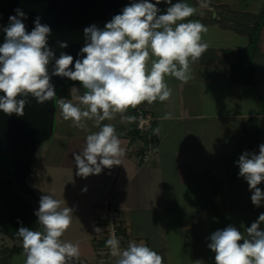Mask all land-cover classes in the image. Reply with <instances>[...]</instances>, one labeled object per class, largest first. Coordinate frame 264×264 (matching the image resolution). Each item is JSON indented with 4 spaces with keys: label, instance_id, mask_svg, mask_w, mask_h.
Instances as JSON below:
<instances>
[{
    "label": "clouds",
    "instance_id": "clouds-1",
    "mask_svg": "<svg viewBox=\"0 0 264 264\" xmlns=\"http://www.w3.org/2000/svg\"><path fill=\"white\" fill-rule=\"evenodd\" d=\"M161 2L169 6L164 14L158 15L161 10L157 5ZM199 7L208 8L209 0H201ZM14 11L16 15L10 16L8 25L0 29L5 33L0 45V92L3 93L0 111L22 117L29 95L39 104L56 97L52 77L78 81L85 91L80 95L79 88L74 86L71 93L79 103L60 99L59 108L63 119L70 120L73 127L87 131L86 121L91 120L99 129L86 136L79 154L73 153L76 174L83 178L120 165L125 155L115 126L102 122L120 114L121 122L132 123L136 117L125 115L129 108L144 102L166 101L172 94L166 77L187 83L192 79L190 63L196 62L209 47L202 40L208 28L199 20L188 19L196 14L197 8L185 0L177 3L133 0L103 29L95 24L85 27V43L75 62L65 52H60L57 58L48 46L51 28L42 24L39 16L28 32L23 23L26 13L20 8ZM58 46L63 49L68 45L58 42ZM73 63L74 68L70 67ZM168 118L169 114L163 117ZM154 131L159 133V128ZM236 163L239 176L247 181L252 192V204L259 207L264 202V191L257 187L264 182V144L259 146L258 154L245 151ZM63 203L51 194L41 195L34 214L42 230L18 228L24 264L80 261L79 244L61 239L72 223L74 212L73 208L62 207ZM262 223L264 213L245 229L246 235L232 225L213 232L207 247L215 253V264H264ZM100 230L94 227L95 232ZM105 243L116 258L115 264H163V257L143 241H132L121 250L120 241L113 234Z\"/></svg>",
    "mask_w": 264,
    "mask_h": 264
},
{
    "label": "crops",
    "instance_id": "crops-1",
    "mask_svg": "<svg viewBox=\"0 0 264 264\" xmlns=\"http://www.w3.org/2000/svg\"><path fill=\"white\" fill-rule=\"evenodd\" d=\"M233 11L230 16L235 20H227L229 26L236 27L240 19ZM262 11H241L240 15H258ZM193 18L206 27H219L247 39V47L232 51L250 48L248 34L223 28L221 23L209 24L206 17ZM263 31L264 26L254 58L242 53L244 64H253V75L250 69L243 68L234 73L232 66L239 63V55L230 61L228 55L223 56L228 50L208 47L196 62L190 63L192 79L187 83L173 77L166 79L171 96L150 105L154 129L159 128V133L151 143L148 160L144 159V152L150 143L143 142L136 133L130 134L132 124L123 122L117 128L125 155L120 165L88 176L91 180L87 177V191L101 206L100 215L92 209L84 211L88 222L96 225L115 210H110V199L121 211L118 222L128 244L143 241L163 257V264H215V253L207 247L210 235L229 225L244 233L264 213V202L259 207L252 204V192L247 181L239 176L236 163L245 151L258 154L259 146L264 144ZM212 67L214 71L206 75ZM165 114L170 118L163 119ZM57 138L69 145L70 139L58 136L57 129L51 145ZM80 140L73 141L77 145L82 143ZM70 165L73 169L68 178L73 184L77 177L86 179L76 174L75 162ZM66 184L70 189L68 181ZM257 187L264 191V182ZM260 228L264 230V223ZM90 236L73 242L80 248L77 264H96L93 251L91 255L90 248L82 245L93 240ZM94 247L99 250L95 254L97 264H101V244L97 242Z\"/></svg>",
    "mask_w": 264,
    "mask_h": 264
},
{
    "label": "water",
    "instance_id": "water-1",
    "mask_svg": "<svg viewBox=\"0 0 264 264\" xmlns=\"http://www.w3.org/2000/svg\"><path fill=\"white\" fill-rule=\"evenodd\" d=\"M188 1L195 7L191 0ZM132 2L133 0H0V29L8 25L9 17L16 15L14 10L17 8L27 15L23 23L28 32L32 31L34 21L39 16L40 22L51 28L48 46L54 50L57 58L60 52H65L72 55L75 62V59L80 58L78 54L85 43L84 28L95 24L103 29L113 16L121 14L122 9ZM150 2L155 3V0ZM168 6L164 2L158 4L157 7L161 10L158 15L164 14ZM192 17L203 16L197 10ZM4 37L5 33L0 30V45L3 44ZM58 42H66L68 46L62 49ZM70 67L74 68V63ZM49 70L51 71V64ZM69 80L66 77H52L51 83L54 85L56 97L44 104H39L29 95V103L26 104L22 117L15 114L8 116L0 111V155L4 152L14 154L11 174L15 190L19 195L30 199L37 210L40 199L34 189L37 171L46 148L52 144L55 137L59 110L58 95L63 90L61 87L67 85ZM2 95L0 92V96ZM21 98L23 97L17 99Z\"/></svg>",
    "mask_w": 264,
    "mask_h": 264
},
{
    "label": "rangeland",
    "instance_id": "rangeland-1",
    "mask_svg": "<svg viewBox=\"0 0 264 264\" xmlns=\"http://www.w3.org/2000/svg\"><path fill=\"white\" fill-rule=\"evenodd\" d=\"M193 2V5L197 8V10L200 12V15L203 17H206L210 21H215L216 23L224 24L227 20L224 19L225 13L227 14V11L231 13V10H235L236 12L240 13L241 11H253V12H260L262 11L264 7V0H209V4H211V7L209 5L208 8H200L199 4L201 0H191ZM186 3L189 4V1L187 0ZM190 5V4H189ZM227 7V8H224ZM202 13V14H201ZM222 14V16H218ZM224 14V15H223ZM234 14V13H233ZM215 19H213V18ZM190 19V18H188ZM191 20H197L193 17ZM208 31L207 33L202 34V40L204 42H207L209 47L216 48V49H224L228 50L226 52H231L232 50H238L242 49L247 45V39H245L242 36L236 35L234 32L229 31H223L219 27H207ZM264 32V31H263ZM263 39V46H264V33L262 35ZM247 47V46H246ZM224 52L222 55L227 57V53ZM257 52V50L254 51V54ZM229 60L233 59L232 55H228ZM214 68L208 69L206 71V75L210 76L211 72L214 71ZM245 69V67L243 68ZM211 70V72H210ZM210 72V73H209ZM169 77H166V79ZM68 84L63 85L61 89H63L59 95H58V107H59V100L65 99V100H71L73 103L78 104L79 102L73 98V94L71 93L72 87L79 88L80 95L83 94L85 89L76 82H72L69 80ZM71 85L68 89L64 90L68 85ZM71 96V99L68 98V96ZM145 105L148 106L149 103L145 102ZM83 107V106H81ZM132 110H135V108H129L125 115L133 116L134 112ZM88 130H81L79 128L73 127L72 122L70 120L65 121L61 115V110L59 108L58 111V119H57V132L58 136H66L68 139H70L69 145L65 143V141L60 140L59 138L56 139L55 143L51 145V147L46 148V157L44 158L43 162L40 165V171L38 169V175L35 180L34 189L36 193L38 194L39 198L41 195L44 194H51L54 198L59 199L61 201H64L62 204V207H70L74 209L73 215H72V223L68 230L64 233L62 236V240L68 241V242H74L76 239L84 236V235H91L93 236V240H89L86 243L82 244L85 246V248H90L91 255L92 251L94 254V262L97 264V256L98 254L99 246L96 249H94V244L99 243L101 244L100 239L101 238L99 232L94 231V227H99V224L105 223V218L107 215L103 216V220L97 221L96 225L95 222H88L86 218L87 211L92 209L93 212H96L97 215H100V204L96 205L99 200H93L91 193L87 190L84 191V189H88L87 187L89 184V180H91V177H88L86 179H81L80 177H77L75 184H73L71 179H69L68 175L71 173L69 172L71 168L70 163L74 162V155L79 154V151L84 147V142L86 136L90 132H96L99 131L97 127L94 126V122L89 120L86 121ZM105 124H113L116 129L123 124L121 122V115L120 114H114L113 119L111 120H105L103 121ZM134 123V121H133ZM81 139L82 143H77L73 140ZM79 145V146H78ZM15 157L13 153H6L4 152L2 155H0V207L2 203L5 201V199H10L14 201L15 196L25 201L31 208L34 210L36 209L35 204L32 203L30 199H26L25 197L19 195L17 191L15 190L14 180L12 177V169H13V161ZM67 170V171H66ZM68 179H67V178ZM64 179H67L66 181H63ZM67 181L70 184L67 187ZM87 185V186H86ZM92 200V201H91ZM91 202V203H90ZM110 204V210L116 209L114 207V204L112 203V200H108ZM93 203V204H92ZM104 203V201H103ZM92 206H95V208L98 207V210L95 208H92ZM100 206V208H99ZM108 208V207H107ZM100 209V210H99ZM109 210V211H110ZM83 212V213H82ZM91 212V211H90ZM10 213L13 214L14 218L20 217L19 221L22 222L26 218L24 222H32V217L29 215V217H24L23 213H19L20 216H18V211L15 209L14 206H10ZM108 213V211H107ZM9 215V217L11 216ZM34 216V213H33ZM31 218V219H30ZM12 219V217H10ZM33 219L36 220V217H33ZM15 220V219H13ZM91 228V230H90ZM41 230V226L39 228ZM90 236V237H91ZM98 239V240H97ZM81 245V246H82ZM102 246V244H101ZM22 247V242L20 241H13L10 238L6 237L4 234L0 233V262L5 258V256L10 252L12 249ZM102 252V250H101ZM90 254V253H89ZM102 254H105L102 252ZM87 256V255H86ZM91 257V256H90ZM25 256L24 254H18L14 255L11 260L9 261L10 264H24ZM86 261V260H85Z\"/></svg>",
    "mask_w": 264,
    "mask_h": 264
},
{
    "label": "trees",
    "instance_id": "trees-1",
    "mask_svg": "<svg viewBox=\"0 0 264 264\" xmlns=\"http://www.w3.org/2000/svg\"><path fill=\"white\" fill-rule=\"evenodd\" d=\"M211 6V4H209ZM211 7H214V6H211ZM224 8H227V7H224ZM231 13H234L233 10H231ZM229 11H227V14L225 13V16H224V19H231V20H235V17L233 15L230 16ZM237 14V19H240V20H237V24H236V27H233V26H229L228 25V21L227 20L226 24H222L221 26L223 28H226V29H236L237 32L239 33H245V34H248L249 37H250V41H251V44H250V48H248V50H243V51H237V52H234V51H229V52H226L227 55H239V63L237 64H234L232 67L234 69V73H235V70L238 69V68H244L249 71L250 69V73H254V66L253 64L251 63V61L249 62L250 63V66L249 64L245 63L244 64V56H242V53H249L251 59L254 58V55L257 53L254 54V51L255 50H258L259 49V43H260V36H261V29L262 27L264 26V7H263V11L258 14V15H251V14H243V15H240L241 13H238L236 12ZM224 15V14H223ZM218 16H222V14L218 15ZM234 17V18H233ZM190 19L192 17H189ZM215 22L214 20L213 21H210L209 24H216L213 23ZM254 24L252 27L250 24ZM250 67V68H249ZM77 83V82H76ZM80 84V83H79ZM71 85L69 84L64 90L68 89ZM69 99H71V96L69 95L68 96ZM151 104L148 105V107H150ZM134 112V115H136V112L135 110H132ZM150 111H151V107H150ZM102 124H105L102 122ZM132 124V125H130ZM130 125V134L132 133H136V137H138V132L135 130L134 128V123H129ZM133 127V128H132ZM9 200L10 199H5V201L2 203L1 207H0V233L1 234H4L6 237L10 238L11 240L13 241H20L22 242V238H20L18 235H17V230L19 227L21 226H25V227H29L30 229L32 230H39L40 228V225L37 223L38 221V218L35 216H33V213H35L36 210H34L33 208H31L25 201H23L22 199L18 198L17 196H15L14 198V201L11 200L10 203H9ZM10 206H14L15 209H17L18 211V216H20L19 213H23L24 214V217H29V215H31L32 217V222H20L19 219L20 217L18 218H14L13 214L11 215L10 213ZM9 215H11L10 217H12V219H10ZM33 217H36V220L33 219ZM15 219V220H13ZM31 219V218H30ZM19 221V222H18ZM18 254H23V248L22 247H17V248H14L12 249L10 252H8V254L5 256V258H3V260H1L0 264H10V260L11 258L14 256V255H18Z\"/></svg>",
    "mask_w": 264,
    "mask_h": 264
},
{
    "label": "built area",
    "instance_id": "built-area-1",
    "mask_svg": "<svg viewBox=\"0 0 264 264\" xmlns=\"http://www.w3.org/2000/svg\"><path fill=\"white\" fill-rule=\"evenodd\" d=\"M136 112V119L134 121V128L138 132V138L141 139L143 142H149L147 150L144 152V159L148 160L150 156V152L153 149L151 143L156 141V132L154 131V117L152 112L150 111V107L145 105V102L138 105L135 108ZM155 145V144H154ZM108 207V205H107ZM121 216L120 210H113L112 212L108 213V216L105 218V223L101 225L99 224V231L100 242L102 244V258H100L101 264H115V257H112L110 254V249L106 247V240L110 238L113 234L119 239L120 241V248L121 250L126 249L128 246L126 237L123 233L122 227L120 225L119 218ZM98 240V239H97Z\"/></svg>",
    "mask_w": 264,
    "mask_h": 264
}]
</instances>
